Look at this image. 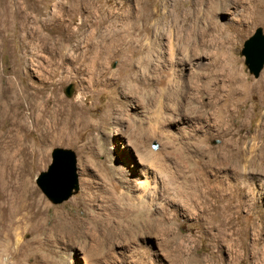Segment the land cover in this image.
Here are the masks:
<instances>
[{
    "label": "rangeland",
    "instance_id": "obj_1",
    "mask_svg": "<svg viewBox=\"0 0 264 264\" xmlns=\"http://www.w3.org/2000/svg\"><path fill=\"white\" fill-rule=\"evenodd\" d=\"M4 4L0 81L38 109L5 123L13 179L45 230L16 231L1 264H264V66L241 55L264 0ZM54 148L78 178L59 205L35 183Z\"/></svg>",
    "mask_w": 264,
    "mask_h": 264
},
{
    "label": "bare ground",
    "instance_id": "obj_2",
    "mask_svg": "<svg viewBox=\"0 0 264 264\" xmlns=\"http://www.w3.org/2000/svg\"><path fill=\"white\" fill-rule=\"evenodd\" d=\"M3 7L7 8V5L4 4L0 7L1 15L5 12ZM27 88L26 86H18L12 81L4 84L0 81V247L5 249L2 252L10 251L11 245L15 242L16 231L22 232L26 229H33L38 233V231L43 232L45 230V225L39 223L38 219L42 212L40 203L36 200V196L28 186V182H14L15 173L11 161L17 150L14 153L12 151L14 146L16 149L19 148H17V142L14 143L12 140L7 139L9 138L7 134L10 133V128L8 129L5 126V123L11 125L10 122L17 119L19 121L20 118L22 121L23 116L21 117V114L23 111H27L31 115L37 112L35 96L29 93ZM117 136L121 137L123 135L119 131ZM230 159L234 164L240 166V161L235 153H231ZM246 162L248 163V161ZM76 221L75 227L79 225ZM63 228L66 229V227ZM15 243L17 244V241Z\"/></svg>",
    "mask_w": 264,
    "mask_h": 264
},
{
    "label": "water",
    "instance_id": "obj_3",
    "mask_svg": "<svg viewBox=\"0 0 264 264\" xmlns=\"http://www.w3.org/2000/svg\"><path fill=\"white\" fill-rule=\"evenodd\" d=\"M241 55L248 73L257 78L264 66V34L260 28L244 41ZM50 158V165L37 175L35 183L49 202L59 205L78 191L76 158L72 151L61 148L52 149Z\"/></svg>",
    "mask_w": 264,
    "mask_h": 264
}]
</instances>
